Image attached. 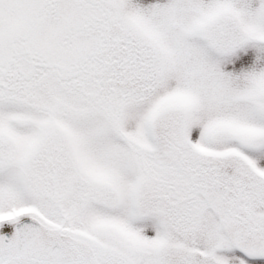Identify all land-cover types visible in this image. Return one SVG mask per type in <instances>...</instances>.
I'll return each instance as SVG.
<instances>
[{
  "label": "snow or ice",
  "instance_id": "1",
  "mask_svg": "<svg viewBox=\"0 0 264 264\" xmlns=\"http://www.w3.org/2000/svg\"><path fill=\"white\" fill-rule=\"evenodd\" d=\"M0 264H264V0H0Z\"/></svg>",
  "mask_w": 264,
  "mask_h": 264
}]
</instances>
